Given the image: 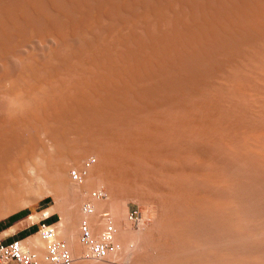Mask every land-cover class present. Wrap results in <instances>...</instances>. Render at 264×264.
Returning <instances> with one entry per match:
<instances>
[{
  "label": "bare ground",
  "instance_id": "1",
  "mask_svg": "<svg viewBox=\"0 0 264 264\" xmlns=\"http://www.w3.org/2000/svg\"><path fill=\"white\" fill-rule=\"evenodd\" d=\"M0 98H5L10 102L11 110L9 108L10 112L8 111V113L13 118L12 124L8 122L12 125L10 128L8 123L6 128L5 122L0 119V206H3L1 204L5 201L8 205V209L5 212L3 210L0 217L14 212L23 204L31 203L27 202L31 198L28 195L26 196L28 199L22 198L24 197L22 195L19 201L14 200L11 196L13 190L11 191L10 185L14 187L12 189H16L15 192L13 191L15 194L17 187H25L26 190H29L31 182L37 178L48 180L44 176L45 174L42 175L43 170L41 172L39 167L43 162L47 166H49L47 163L51 164L53 172L58 171L64 175L62 180H59L60 182L53 183L52 181V186H48V191L55 194L60 190L58 195L67 186H70L68 189L82 191L81 193L84 192L87 195L90 188L99 183H103L104 186L106 183L113 184L115 180L106 174V162L108 160L124 161L122 155H126L127 162V156L131 158L138 155L140 159L148 161L146 164L149 166L156 161L157 164L162 165L159 160L166 161L170 156L168 151H165L164 147L162 148L160 145L162 140L158 143L155 135L164 131L162 128L165 127L159 124L161 122L157 123L156 121L160 118L157 116L162 115L165 111H172L171 115L176 112L173 113V116L178 115L176 118L180 117V114L181 118H184L183 115H185L183 120L178 118L180 126L185 125L186 128H182V131L187 130L188 132V126L200 137L214 133L220 139H217V142L219 141V144L220 141L222 142L221 146L225 148L222 149L226 150L228 154L232 153L241 158L246 157L247 160L251 159L259 167L264 168V126L260 127L251 121L255 116L264 118V0H0ZM166 114L170 115L168 112ZM18 115L27 117L23 118ZM153 116L156 119L149 118ZM168 118L170 117L163 119V122L164 120L169 122ZM175 120L177 119H173L174 123ZM8 121L10 120L8 119ZM257 122L258 119L255 123ZM23 124L34 127L35 135L32 132L33 134L25 139L21 134L23 129L20 128ZM131 124L136 127L139 124L140 132L136 128L134 131L130 127L124 136L115 138L116 136L112 135L117 140L122 152L114 151L116 147L112 150L111 146L114 145L110 146L111 149L105 145L109 147L111 153L104 151L106 147H103L100 141H98L100 144L94 143L96 140L91 139L93 134H91V138L88 136L87 144L81 146L83 143H79L78 148V144H74L77 148L73 155L75 157L74 165L67 166L68 164L65 165V163L68 161H66L64 162V166H67L65 168L63 162L61 166L56 158L47 152L49 149H47L45 141L47 140L46 143L51 139L56 141L55 138L57 140L64 138L65 140L68 130L73 129L72 133L76 130L82 131H76L78 135L75 134L78 137H74L78 139L80 133L89 132L91 127L109 130L116 125L132 126ZM177 127L180 131L179 124ZM193 131H189V133L192 132V136ZM85 134H80V136ZM153 134L155 135L153 136ZM163 135L165 136V134ZM166 136L168 135L166 134ZM169 136L171 137V135ZM104 138L109 139L103 137L102 140ZM104 142L102 141L103 144H105ZM175 144L177 145V142ZM100 145L103 149L100 148ZM176 150L177 154L171 159L186 173L188 170L182 163V159L185 157L195 156L194 159L198 163L211 165L212 161L210 159L208 161L209 157L205 159L198 151L192 149L183 151L179 147H176ZM92 153L101 163H97L98 166L95 165L96 168L92 171L96 175H92L91 172L92 176L88 177L84 184H80L72 179L70 169L82 170L84 168L91 171L92 168L86 166L85 157ZM224 153L222 151V154ZM140 159L133 160L140 161ZM236 160L234 159V161ZM183 161L185 160L183 159ZM127 165L130 167L131 164ZM216 165L218 164L216 163ZM250 166L247 167L250 168ZM197 167L199 166L197 165ZM252 167L254 166L252 165ZM125 169L123 168V170ZM150 169L153 170V168ZM202 176L206 179V183L221 185L223 190L224 186L228 184L230 187L232 183L228 175L226 176L229 180L227 178L224 181L214 171L203 173ZM250 177L252 178L251 175ZM188 179H186V183ZM164 180L166 182L168 179ZM227 181L231 182L230 185L229 182L226 183ZM180 186L182 189V184ZM229 187L228 189H230ZM236 187L238 186L236 185ZM185 188L182 191H187L188 188L184 190ZM205 189H207V185ZM195 191L197 190L195 189ZM187 193L184 192L183 197ZM207 194L204 193V195ZM88 195L87 198L93 207L92 213H86L83 209L80 211L79 203H77L73 213L63 214V221L58 224L54 223L57 237V227H63L66 222L70 224L73 233H66L65 238L67 239L65 240L71 249L74 258L73 264H79L81 260L75 249L78 244L70 243L77 238L78 223L86 221L93 236H96L95 233L101 227L103 228L106 222L99 213L100 201L96 198L92 199L90 193ZM209 195L207 196L209 197ZM190 197L191 201L199 199L197 196ZM191 201L189 203H192ZM220 201L221 199L212 203L215 205V209L222 210L223 214L229 204ZM154 202L152 201L153 204ZM19 203L22 204L19 205ZM212 203L210 206H214ZM0 209L2 210V208ZM249 209L246 211L249 212ZM168 214L171 215L170 211ZM121 218L113 214L110 216V221L115 228V243L119 242L124 233L121 232L123 230L121 229ZM35 220L36 218L33 217L29 219L30 223ZM22 225L27 224L26 222L18 224L2 233L0 237L13 234L21 229ZM239 233L238 236L241 235ZM196 238L198 239V237ZM178 239L180 240V238ZM199 242L201 243V241ZM41 243V239L37 235L22 240V246L34 252ZM196 245L195 247H197ZM182 246L180 247L182 248ZM228 255L232 256L233 254ZM261 256L263 257V255ZM242 257L244 259V256ZM164 262L166 261L164 260ZM241 262L243 263L244 260ZM259 262L263 263V261Z\"/></svg>",
  "mask_w": 264,
  "mask_h": 264
},
{
  "label": "rangeland",
  "instance_id": "2",
  "mask_svg": "<svg viewBox=\"0 0 264 264\" xmlns=\"http://www.w3.org/2000/svg\"><path fill=\"white\" fill-rule=\"evenodd\" d=\"M3 99H5V98H0V119H2V121L5 122L6 128L8 126L10 128L12 126L11 124L13 122V120H12L13 118L11 117V114L8 113V111L10 112V110H11V104L7 99H5V100H3ZM9 108H10V110H9ZM167 112L170 115L166 114ZM167 112L165 111L164 113H162L163 116L162 115L157 116V117H160L161 119L159 118L158 119L159 121L158 120L156 121L157 123L161 122L159 124L162 127H165V128H162L164 131H165V129H167L165 131L166 133L164 131H162L161 133L157 134V136L155 134H153V136L155 135V138H156L158 143H160V141L162 140L160 145L162 146V148L164 147L165 151H168L167 153L169 154L170 158H168L166 161L164 160L166 162L165 163L166 166L163 164V162H164L163 160H159V162L162 165L157 164L158 162L156 161V162H154V164H152V165L150 164V166H149V164H146V163H148V161L143 160L142 158L140 159V156H138V155H136V157L138 156L137 158L140 159V161L142 160L141 162L139 160L138 161L133 160V159H137L135 157V155L131 157V158H133L132 161H131V158L127 156V158H128V162H127L126 158H125L126 155H122L124 161H126V162L120 161V160L119 161L121 163L119 161L115 162L113 160H108V162H106V172H107L106 174L109 177H111L112 179H114L115 182L113 184H110V183L107 184L106 183L105 186L102 185L103 183H99L98 185L91 187L90 190L88 191V194L90 193L92 199H94L92 197L93 191L100 189L104 192V196L102 198L98 199L100 201L99 205H98L99 213H101V211H108L110 216H111V214H113L114 216L118 215V216L122 217L123 219L121 218L120 222H122V228L121 229H123V230H121V232H124V233L118 242L119 244L116 243L118 246V249L116 251V253L118 252L117 254L116 253L111 254L105 260L80 258L82 261L80 260L81 262L79 261V264H84V263L85 264H230V263L231 264H239V261H240V264H258V263L264 264V185H262V184H264V175H262L264 173V168H262V166L259 167V165L255 161H252L251 159L247 160L246 157L241 158V157L236 156L232 153L228 154L226 152V150H224L225 149L224 146L223 147L221 146L222 142L220 141V144H219V141L217 142V139H219V138H217V136L214 135V133H211V134L209 133L208 135H206L204 137H200L192 129H190V127H188V126H187V129L189 128V130H188V132H187V130H184L187 132V133H185L184 131H182V128L186 129L184 127L185 125H183V126L181 125L182 126L181 127L180 123H179L180 120L185 119V115H183L184 118H181L182 116L180 114V117H178L180 120H178V118H176L178 115L175 114L173 116V113H176V112H173L172 115L170 113L172 111H170V112L167 111ZM22 116L20 115L19 117H22ZM164 116L165 117L169 116L170 118H168V120H169V122L172 121L173 124L169 123L165 120H164V122H166V123H164L163 119L167 118V117L165 118ZM5 117L8 118L10 121H8V119L6 120ZM26 117H27L26 115L23 116V118H26ZM171 117H172V120H170ZM186 117H188V116H186ZM149 118H151L152 120L156 119L155 116L149 117ZM174 118L177 119V120H175V123L173 121ZM257 119H258V122H257L258 124L255 123ZM260 119H263V120H260ZM176 121H178L179 127L181 128L180 131H179V128L177 127L178 124H176ZM251 121L255 125H260V127L264 126V118H262V116L258 117V118H257V116H255L251 119ZM261 121H263L262 122L263 125L261 124ZM8 122L11 124H9ZM7 123L9 124L8 126H7ZM168 123H169V125H168ZM162 124H164L165 126H163ZM166 124H167V126H166ZM28 125L23 124L20 127L21 130L23 129L21 131V134L25 139H27V137L29 138L31 136V134H33V133H34L33 135H35V132L33 130L34 127H30L31 125L28 127ZM170 125H171V127H170ZM137 126L139 127V124ZM13 127H14V125H13ZM121 127H123V128L121 129ZM130 127H131V129H134V131L137 130L138 132H140V128L136 127V125H134V124L132 126H130V125L129 126L116 125V127L113 126L112 129H109L110 132L108 129H106L107 130L106 131L104 129L99 130L96 128L97 129L96 130L94 127H91L90 130H92V131L89 130V132L80 133V134H85V133L86 134L84 136L81 135L82 137L79 134V138L81 137V139H79V138L76 139V137H74V136L78 135L77 132H82V131L76 130L77 132L73 131V133H72L73 129H71V130H68L66 132V134H65L66 139L65 140H64V138H62L63 140L58 139L59 140L58 141L57 138H55L56 141H54V139H51L52 140V141L50 140L51 142L48 141L46 143V141H47L46 140L45 144H46L47 149H49L47 152L51 153L52 156H54V158H56V161L58 163L61 164L63 162L62 163L63 167H65L64 162H66V161H68L65 163V165L68 164L67 166L73 164V162H74L73 160L75 159V157H73V155H75V150L80 146V144L83 143L81 146H83L84 144H87V142H89L88 136H90V138H91V134H93V138H91V139L96 140V141L95 140H93V141L91 140V141L92 142L95 141L94 143H99L98 141H100L101 144L103 145V147H106L104 151L111 153L112 151L109 150L108 148L111 145H114V146H111L112 150H114L116 147V149L114 151L122 152L121 147L117 144V140H115V138H117V136L119 137L122 135L123 136L126 135L127 130ZM140 127H142V126L140 125ZM135 128H136V130H135ZM101 131H103V132L105 131V133L103 134V132H101ZM141 131H143L142 128H141ZM189 131H193V136H192V132L189 133ZM90 132H93V133H90ZM99 132H100V134H98ZM163 134H165V136L167 134L168 136H166V138L167 137L168 138L166 139ZM175 134H176V136H175ZM33 135H32V137H33ZM112 135L113 136L115 135L116 137L114 136L115 137L114 138ZM169 135H171V137ZM161 136H162V138L164 137L165 139H162ZM209 136H210V138H208ZM103 137H107L109 139L104 138V140H102ZM111 137L113 140L110 139ZM175 138L177 141L174 140ZM205 138H206V140H205ZM105 139L108 140L107 141L108 143L106 142ZM168 139H171V140L169 141ZM178 139H179V142H178ZM60 140H62L63 142L61 141L62 142L61 143ZM75 140H76V142H73ZM85 140H86V142H85ZM165 140H166V142H164ZM215 140L217 143L215 142ZM102 141L103 142L105 141L104 142L105 144H103ZM205 141H207V142H205ZM171 142H174V143L171 144ZM175 142H177V145L175 144ZM167 143H169V144H167ZM185 143H187V144H185ZM64 144H65V146H64ZM74 144L75 145L78 144L77 148L75 147ZM99 144L98 145L96 144V145L99 146ZM178 144H179V146H178ZM70 145H71V147H69ZM105 145H108L109 147H107ZM168 145L171 146L172 149H171V147L169 148ZM194 145H195V147H194ZM165 146H167L168 148ZM190 146H191V148H190ZM64 147H67V148H64ZM103 147L101 146L100 148L103 149ZM111 147H110V149H111ZM176 147L177 148L179 147L183 151H187V150L190 151L191 149L198 151L199 153H201L203 155V157L205 159L209 157L208 161H210V160L212 161L211 165H207V164L205 165V163H204L203 165H205V166H203L201 163H198L196 161V159H194L195 156L194 157H185L183 159L186 162L187 161L188 162L186 163L182 159V163H183V166L188 170V173L189 174L191 173L189 175L188 173L184 172V170L180 169V167L177 165V163L175 161H173V159H171L172 156L174 158L175 155L177 154L176 153L177 152ZM185 147L188 149L186 150ZM196 147H198V148H196ZM70 148H72L71 151H70ZM117 148L118 149L120 148V149L118 150ZM222 148H224V149H222ZM171 150H173V151H171ZM222 151H223V153L225 152L227 155L225 153L222 154ZM61 152H63V153L61 154ZM217 153H218V156H217ZM223 155H225V156H223ZM233 155L236 157H234ZM89 157L94 158V162L89 166L90 168H92L91 171L90 170L88 171L87 169H84V168L82 170L80 169L81 171L74 169V168L70 169V170H76V171L82 172V174H83L82 179L80 181H77L80 184H82V183L84 184L88 177H91L92 175L95 176L96 173H94L92 171H93V169L96 168L95 165L98 166V164L101 163V162L99 163V159L96 157L95 154H93V153L88 154V156L85 157V159L87 160ZM233 157L235 160L238 158L237 159L238 163H237V160L234 161ZM225 159H226V161L227 160H229V161L226 162ZM242 159H243V161H242ZM231 160H232V162H231ZM249 160H251V161H249ZM230 162H231V164H230ZM246 162H248V163H246ZM40 163H38V164L40 165ZM107 163H109V164H107ZM126 163L131 164L130 167ZM173 163H174L175 167L173 166ZM216 163L218 165H216ZM234 163H236V164H234ZM41 164L42 165H40L39 167L41 168V172L43 170L42 175L45 174L44 176H46V178H48V180H46V179L43 180L42 178H40V179L37 178L31 182V188H29V190L27 189L29 192L26 190L25 187H24L25 189L23 187H17V191L15 194H13V191L15 192L16 189H12L13 186L11 187V185H10L11 191L13 190L11 192V196L14 200L19 201L20 198L22 197V195L24 196L22 198L28 199V197H31L33 199L29 200V199H31V198H29L27 200V202H31L30 204H26V205L23 204L21 206V208H18L14 212L9 213L8 215H4V217L3 216L0 217V222L5 223L11 215L16 214L18 212L24 213L23 216H21L20 218H18L15 221H13L10 225L0 229V235H2V233H4L5 231H7L13 227H15L18 224H22L23 222L24 223L26 222V224H27L25 226L22 225L21 229H18L13 234H8V235H5L3 237H0V241H8V240H14V239L24 240V239H29L30 237H33L35 235L38 236V234L36 233V230H37L40 222L45 221V222H50V223L54 222V223L58 224L60 221L61 222L63 221V218H64L63 214L74 212L75 205H77V203H79L78 207L81 211L82 210L81 206L84 203L89 202V199L87 198L89 196L88 194L86 195L84 192L81 193L82 191L77 192V191L73 190L72 188L68 189V187H70V186L64 187L62 189L63 192L61 190V193H59V195H58V192L60 190L56 194L48 191L49 190L48 186H52V181H53V183L57 182L59 180L61 181L62 178L64 177V175H63V173L58 172V171L53 172V170H54V169H52L53 166L49 163H47V164L50 166V168L44 162ZM62 164H61V166H62ZM186 164H188V165L186 166ZM250 164H251V166H250ZM145 165H148V166H145ZM167 165H168V167H167ZM197 165L199 167H197ZM227 165H228V167H227ZM252 165L254 167H252ZM215 166H216V168H215ZM247 166H250V168ZM166 167L167 168L170 167L169 168L170 171H168L169 169H167ZM123 168L124 169L126 168V169L123 170ZM150 168H153V170ZM173 168L176 170H174ZM197 168H199V169L201 168V169L199 170ZM252 168H253V170H252ZM243 169H245V170H243ZM259 169H260V171H259ZM208 171L216 172L221 178L224 179V181H226L228 176H229V178L231 179L230 181H232V183L230 181H227L226 183L229 182V185L231 183L230 187L227 184V186H224V190H223L222 189L223 186H221V185L211 184L208 181L207 182L209 184L206 183V179H204L202 175H203V173H207ZM238 171H239V173H238ZM91 172H92V175H91ZM225 172H226V174H225ZM234 172H235V174H234ZM259 172H260V174H259ZM255 173H257V174H255ZM127 174H128V176H127ZM224 174H225V177H224ZM245 174H247V175H245ZM249 174L252 176V178L251 177L249 178V176H250ZM254 174H255V176H254ZM166 175H168V176H166ZM226 175H228V176H226ZM115 176H117V177H115ZM176 176H177V178H176ZM253 176H254V179H253ZM238 177H239V179H237ZM147 178H148V180H147ZM166 178L168 180H166V182H165L164 179H166ZM187 178H189L191 180V182L188 179L189 181L187 180V183H186ZM191 178H193V179H191ZM229 178H228V180H229ZM169 179H171L172 181ZM194 180H196V181H194ZM189 182H190V184H189ZM183 183H185L186 186H184L185 184H183ZM146 184H148V185H146ZM181 184H182L183 188L187 187L189 190L187 188H185L184 190L187 189V191H182L183 188L181 189V186H180ZM187 184H189V186H187ZM233 184H236L238 187H236V185H233ZM194 185H195V187H194ZM206 185H207V189H205ZM228 187L230 189H228ZM5 188H8V187H5ZM10 188H8V190ZM194 188L197 191L194 192V190H195ZM260 188H262V189H260ZM65 190H67V191H65ZM227 190H228V192H227ZM200 191L202 194L201 193L199 194ZM258 191L259 192L261 191V192L259 193ZM184 192L185 193L188 192V193H187V195L185 194V196L183 197ZM196 192H197V194H196ZM8 193H10V191H8ZM204 193L210 194L211 197H210V195L208 197L207 196L208 194L204 195ZM30 194H31V196H30ZM251 194H253V195H251ZM27 195H28V197H26ZM39 196H41V197H39ZM190 196H195V197L197 196V198L199 197V199L197 201H191ZM180 197H181V200H179ZM151 199L153 202L155 201L154 204L152 203ZM173 199H175V200H173ZM215 199H217V200L221 199V201H220L221 203L223 202L225 204L226 203L229 204L228 205L229 207L226 208L227 213L224 211V213H223L224 215H223L222 210H219L220 211L219 212L217 208L215 209V205L212 203L214 201H217ZM190 201L192 203H189ZM229 201H230V203H229ZM110 202H111V204H110ZM162 202H164V203H162ZM180 202H182V203H180ZM193 202H195V204H197V205L199 204L200 206L194 205ZM188 203L190 206L188 205ZM211 203L214 206H210ZM21 204L22 203H19V205H21ZM162 204H163V206H162ZM237 204H238V206H237ZM247 204H248V206H247ZM1 205H3V206H0V208H2V210L0 209L1 210L0 213L3 212V210L5 212V210L8 209V205H6V201H5V203H3ZM194 206H196L197 208ZM248 208H250L249 212L246 211ZM168 210L170 211L171 215L168 214V212H169ZM180 211H181V213H180ZM239 212H241V213L239 214ZM179 214H181V216H179ZM173 215H176V216H173ZM214 216H216V217H214ZM248 216H249V218H248ZM32 217L34 219L36 218V220L34 222L31 221V223H30L29 219ZM246 217H247V219H246ZM258 218H259V220H258ZM237 220H238V222H237ZM248 220H250V221L253 220V221L250 222ZM79 223H78L77 238L74 241H70V243L71 244L73 243L74 245L78 244L79 247L76 245L78 249L77 248H75V249L77 250L76 251L77 255H79L81 257V254L86 251V247L83 246L80 243V241H78L79 240ZM180 227H182V228H180ZM32 228H35V231L29 233L28 235H26L24 237H21V238L19 237V232H21L22 230H28V229H32ZM252 228H254V229L252 230ZM239 229L242 231H240ZM101 231H102V227L99 229V231H98L99 233L96 231L97 233H95V234H97L96 235L97 237L95 235L94 236L96 238H98ZM196 231H198V232H196ZM244 231H245V234H243ZM146 232L147 233L149 232V233L145 234ZM239 232H243V233H239ZM66 233L67 234L73 233L71 230L70 224L67 222H66V224H64L63 227H61V228L57 227V234H58L59 239L64 240L66 243H68L65 240V239H67V238H65ZM181 233H183V234H181ZM238 233H239V235L240 234L241 235L238 236ZM189 235H191V236H189ZM196 237H198V239ZM258 237H260V238L258 239ZM178 238H180V240ZM182 238H183V240H182ZM229 238H231V239H229ZM199 241H201V243ZM41 242L44 243L42 240H41ZM195 242L197 243V245ZM42 243L37 246V250H36V252L39 253V254L38 253L37 254L40 258L43 257L44 252H45V243L44 244H42ZM195 245L197 247H195ZM247 245H248V247H247ZM180 246H182V248L183 247L184 248L182 249ZM175 247H177V248H175ZM228 254H231V255L233 254V255L230 256ZM258 254L263 255V257L261 255L259 256ZM242 256H244V259ZM241 258H242V260H240ZM248 258H250V259L248 260ZM230 259H232V260H230ZM258 259H259V261H263V263L259 262ZM164 260L168 263L164 262ZM243 260H244V262L242 263L241 261H243ZM245 260H247V261H245Z\"/></svg>",
  "mask_w": 264,
  "mask_h": 264
},
{
  "label": "built area",
  "instance_id": "3",
  "mask_svg": "<svg viewBox=\"0 0 264 264\" xmlns=\"http://www.w3.org/2000/svg\"><path fill=\"white\" fill-rule=\"evenodd\" d=\"M94 162L93 157L86 160L89 167ZM72 179L80 181L82 172L71 170ZM104 192L100 189L92 192V197L100 199ZM86 213H92L93 207L89 202L82 205ZM101 217L106 220L98 238L94 237L89 224L82 221L79 226V241L86 247L81 258L105 259L114 254L118 246L114 241L115 228L110 221L108 211H101ZM39 238L45 242V252L42 258L33 250L25 249L22 246V239L11 241H0V264H73L74 258L68 244L57 237L54 222L42 221L36 230Z\"/></svg>",
  "mask_w": 264,
  "mask_h": 264
},
{
  "label": "trees",
  "instance_id": "4",
  "mask_svg": "<svg viewBox=\"0 0 264 264\" xmlns=\"http://www.w3.org/2000/svg\"><path fill=\"white\" fill-rule=\"evenodd\" d=\"M24 213L23 212H18L16 214H13L11 215L7 221L5 223H1L0 222V229L10 225L13 221L17 220L18 218H20L21 216H23ZM35 231V228H32V229H28V230H22L21 232H19V237H24L26 235H28L29 233ZM8 241H11V240H8Z\"/></svg>",
  "mask_w": 264,
  "mask_h": 264
}]
</instances>
